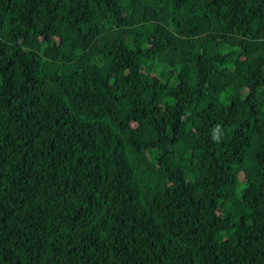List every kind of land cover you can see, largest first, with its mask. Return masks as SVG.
<instances>
[{
    "label": "trees",
    "instance_id": "16d2710c",
    "mask_svg": "<svg viewBox=\"0 0 264 264\" xmlns=\"http://www.w3.org/2000/svg\"><path fill=\"white\" fill-rule=\"evenodd\" d=\"M0 264H264V0H0Z\"/></svg>",
    "mask_w": 264,
    "mask_h": 264
},
{
    "label": "rangeland",
    "instance_id": "374dc122",
    "mask_svg": "<svg viewBox=\"0 0 264 264\" xmlns=\"http://www.w3.org/2000/svg\"><path fill=\"white\" fill-rule=\"evenodd\" d=\"M141 76H142V77H143V79H145V80H147V78H148L147 76H143V75H141Z\"/></svg>",
    "mask_w": 264,
    "mask_h": 264
}]
</instances>
